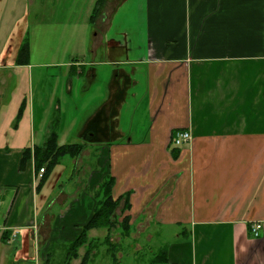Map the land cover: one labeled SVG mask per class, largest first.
I'll return each instance as SVG.
<instances>
[{"label":"crops","instance_id":"obj_1","mask_svg":"<svg viewBox=\"0 0 264 264\" xmlns=\"http://www.w3.org/2000/svg\"><path fill=\"white\" fill-rule=\"evenodd\" d=\"M98 1L81 61L59 46L83 30L69 13L44 19L45 0H0V264H44L91 217L89 204L66 205L77 165L60 162L38 186L33 149L55 117L59 145L95 143L92 183L112 177L129 235L158 238L169 264H264V231H248L264 222V0H104L92 21ZM177 131L190 140L174 146Z\"/></svg>","mask_w":264,"mask_h":264},{"label":"rangeland","instance_id":"obj_2","mask_svg":"<svg viewBox=\"0 0 264 264\" xmlns=\"http://www.w3.org/2000/svg\"><path fill=\"white\" fill-rule=\"evenodd\" d=\"M90 3L91 0H49L48 3L45 0V7L47 9V12L44 11V13L41 15L44 19H48L51 16V11H57V13L72 16V21L76 24H82L83 30H76L75 35H77L79 38L71 37L70 38V43L68 45L66 44H60L59 46L63 48V51L65 47L67 46V50L69 53L72 51H76L77 53H73L75 56V60H85V57L87 58L90 52L87 53H79L82 51V47L84 42V39L80 40L81 34L87 33L88 35H93L95 33L94 27L91 25L88 27V24L86 21L88 20V15H89V10H90ZM130 4H126L124 6L120 7V10L114 15V20L113 26L110 29V32L115 31L117 32V36L120 34V30L115 28V23L118 21H123V18L127 17L126 23L131 19V12H130ZM71 10V11H70ZM101 11V10H100ZM99 11V12H100ZM100 13L97 14V16L94 18V20L99 16ZM58 16H55L57 18ZM38 19V17L36 18ZM102 23V22H101ZM80 27V26H79ZM86 28V29H85ZM97 30H99L97 28ZM108 32L106 34L107 37H110L111 34ZM80 41V42H79ZM79 42V43H78ZM87 47V46H86ZM64 53V52H63ZM66 55V54H65ZM72 55V56H73ZM90 58V56L88 57ZM101 58L100 52L99 56L97 59ZM43 61V60H42ZM80 66H76V68H79ZM81 70V68H80ZM9 84V83H8ZM77 99L75 100V103L82 104L83 99L82 95L78 91ZM79 117V114H78ZM77 117V118H78ZM82 118V117H80ZM73 142V141H71ZM76 143L81 142V141H75ZM91 145L93 147H89L87 150L88 153H85L84 150L80 152V154L77 156L75 159H70L67 157H64L61 159L60 162L68 163V167L71 169V166L78 167L76 169L75 173V178L74 182L69 185L68 187V194L70 190H76L74 191V200L71 198V196H67V204L68 207H70V204H72L74 201L78 204L80 203V207L86 206V204H89V209L90 211L95 207L97 204V189L99 184L92 183L93 179L92 178L95 174L97 175V170L96 168V159L97 157H94V145L95 143L91 142ZM62 165L58 166L56 168V171L54 174H51V176L48 179V183L52 181L55 178V174L58 173L61 169ZM68 169L67 170V175H71L72 170ZM93 170V172H91ZM66 174V172H65ZM64 174V176H65ZM81 181V184L79 183ZM46 183V184H48ZM41 190V193L43 196L45 195V192L47 190L52 192L50 186H46ZM95 184V185H94ZM63 188H66V185L63 184ZM77 199V200H76ZM121 209H123V205H119L116 208V214L119 215L121 213ZM125 211V210H123ZM123 213V212H122ZM121 213V214H122ZM125 213V212H124ZM121 217V215H119ZM119 221L121 219H118ZM118 220H115V226L111 230V236L108 238V242L105 243L103 240L104 237V230L103 229H98L91 231L90 234H88V239H96L95 241H92L88 243L90 245L89 247L91 248L90 253L87 258V264H149L151 259L154 257L156 254L157 246L159 245L158 243L160 240L156 237H150L146 234L142 235H129L128 230V235L127 237H123V235L126 233L121 229V226L118 222ZM130 222V221H129ZM78 235V234H77ZM169 238V237H168ZM168 238L166 240H168ZM165 240L162 239V242ZM70 241L65 242V243H60V244H51L48 246L46 251H44V264H78L80 261L81 256L83 255L85 251V247H81L78 249V254L79 257L75 259L74 261H71L72 259H69L68 256L69 254L72 253V250L70 248V244H68ZM113 254V255H112ZM115 258V260H113ZM116 261V262H114Z\"/></svg>","mask_w":264,"mask_h":264},{"label":"trees","instance_id":"obj_3","mask_svg":"<svg viewBox=\"0 0 264 264\" xmlns=\"http://www.w3.org/2000/svg\"><path fill=\"white\" fill-rule=\"evenodd\" d=\"M104 3V0H99L97 2V7L94 10L92 15V21L97 16L101 7ZM28 43L24 42L18 51V55L16 58V63L19 65H25L28 63ZM57 118L55 117L50 129L49 134L43 141L40 146H36L33 149V157L34 164L36 168V172H39L40 169H43V173L39 179L38 186H40L46 179V176L53 170V168L60 163L61 159L64 157H70L72 159L77 158L80 152L83 150V145L80 143H72V144H58V135L56 132L57 127ZM30 158L29 149H25L24 154L22 156L20 162V168L24 167V164ZM113 180L110 176H105L102 182L99 183L97 189V204L91 210V217L89 221L82 226L78 235H76L75 239L70 241V248L72 253L69 254V259H77L79 257L78 249L81 247H85V251L80 258L79 264H87V258L90 253L91 248L88 243L95 241L96 239H88V232L91 229L95 228H105L107 230V234L103 237L105 243L108 242V238L111 236V230L116 227L115 220H118L121 229L126 232L123 237H127L128 230L130 229V219L124 213L129 208V204L126 198L124 200L123 209H121V217L116 214V208L120 205L121 199H114L111 193ZM125 210V211H123ZM113 255V254H112ZM115 260V258H113ZM116 262V261H114ZM149 264H169L167 258V249L166 247H161L156 251V254L151 259ZM171 264V263H170Z\"/></svg>","mask_w":264,"mask_h":264},{"label":"built area","instance_id":"obj_4","mask_svg":"<svg viewBox=\"0 0 264 264\" xmlns=\"http://www.w3.org/2000/svg\"><path fill=\"white\" fill-rule=\"evenodd\" d=\"M191 138V135L188 131H177L174 133L172 138V143L174 146H181L182 144L188 142ZM40 173H43V169L41 168ZM248 231L250 236L254 238H259L264 231V222H252L249 227Z\"/></svg>","mask_w":264,"mask_h":264}]
</instances>
